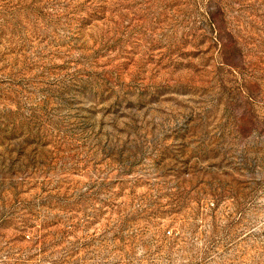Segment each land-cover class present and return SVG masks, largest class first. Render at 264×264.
Listing matches in <instances>:
<instances>
[{"label":"rangeland","instance_id":"obj_1","mask_svg":"<svg viewBox=\"0 0 264 264\" xmlns=\"http://www.w3.org/2000/svg\"><path fill=\"white\" fill-rule=\"evenodd\" d=\"M0 264H264V0H0Z\"/></svg>","mask_w":264,"mask_h":264}]
</instances>
